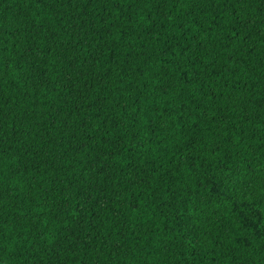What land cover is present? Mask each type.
I'll list each match as a JSON object with an SVG mask.
<instances>
[{"label": "trees", "instance_id": "obj_1", "mask_svg": "<svg viewBox=\"0 0 264 264\" xmlns=\"http://www.w3.org/2000/svg\"><path fill=\"white\" fill-rule=\"evenodd\" d=\"M0 264H264V0H0Z\"/></svg>", "mask_w": 264, "mask_h": 264}]
</instances>
